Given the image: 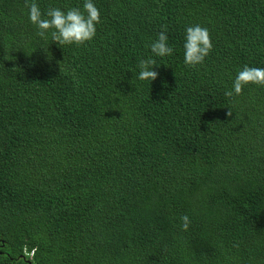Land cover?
Masks as SVG:
<instances>
[{
	"label": "trees",
	"instance_id": "16d2710c",
	"mask_svg": "<svg viewBox=\"0 0 264 264\" xmlns=\"http://www.w3.org/2000/svg\"><path fill=\"white\" fill-rule=\"evenodd\" d=\"M96 5L76 47L0 0V264H264V87L225 96L264 67V0ZM195 24L213 49L190 68ZM162 28L176 51L150 85L135 70Z\"/></svg>",
	"mask_w": 264,
	"mask_h": 264
},
{
	"label": "clouds",
	"instance_id": "9594fccd",
	"mask_svg": "<svg viewBox=\"0 0 264 264\" xmlns=\"http://www.w3.org/2000/svg\"><path fill=\"white\" fill-rule=\"evenodd\" d=\"M27 20L36 29V35L46 43L55 42L61 46H83L92 42L97 35V26L102 22L100 9L96 0H83L80 7L49 6L42 9L38 0H25ZM152 56L140 59L136 66L138 81L150 84L159 76L156 68V59L172 57L175 54V45L170 42L166 29L162 28L156 38L149 44ZM213 49L209 29L200 24L189 25L183 35V63L195 68L203 65L205 59ZM248 86L264 87V67L243 65L232 79L231 87L225 91V96L233 97L243 93ZM230 116L231 113L228 112ZM182 227L187 229L189 217L184 215ZM33 252L30 253V257Z\"/></svg>",
	"mask_w": 264,
	"mask_h": 264
}]
</instances>
